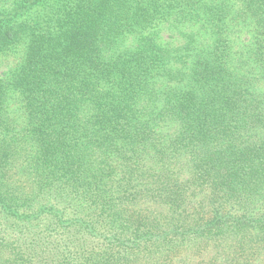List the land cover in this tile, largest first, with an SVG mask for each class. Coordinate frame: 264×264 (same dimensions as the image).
Segmentation results:
<instances>
[{"label":"trees","instance_id":"obj_1","mask_svg":"<svg viewBox=\"0 0 264 264\" xmlns=\"http://www.w3.org/2000/svg\"><path fill=\"white\" fill-rule=\"evenodd\" d=\"M0 264H264V0H0Z\"/></svg>","mask_w":264,"mask_h":264}]
</instances>
